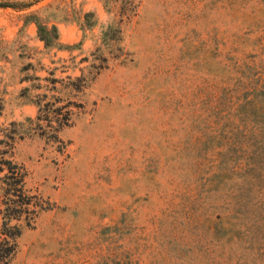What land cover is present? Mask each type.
<instances>
[{
    "label": "rangeland",
    "instance_id": "374dc122",
    "mask_svg": "<svg viewBox=\"0 0 264 264\" xmlns=\"http://www.w3.org/2000/svg\"><path fill=\"white\" fill-rule=\"evenodd\" d=\"M1 158L9 264H264V0H0Z\"/></svg>",
    "mask_w": 264,
    "mask_h": 264
},
{
    "label": "trees",
    "instance_id": "16d2710c",
    "mask_svg": "<svg viewBox=\"0 0 264 264\" xmlns=\"http://www.w3.org/2000/svg\"><path fill=\"white\" fill-rule=\"evenodd\" d=\"M92 11H84L81 16L83 19L78 21L80 27L85 25H91L95 23V19L89 21V16L92 15ZM24 20L35 23L36 31L39 39H41L45 46H65L59 40V32L57 24L53 21L48 23L46 20H42L41 16L35 11H30L24 14ZM60 102L61 99H55ZM38 106V114L36 117L39 119L44 118L47 120L49 112L55 113V120L57 125L55 131H58L65 124H68L70 118V111L66 109L67 103H57L54 106H50L49 101L41 103L39 99L34 100ZM65 108V109H64ZM44 111V113H41ZM57 133H54L56 136ZM6 169L3 175L0 176L4 182L6 197L4 200V207L2 209V222H1V239H0V264H9L10 258L16 251L17 237L21 233V227L17 222H12L11 219L19 218L23 212L34 210L33 195L30 194L24 188V173L20 171V165L13 161L11 158L0 159V170Z\"/></svg>",
    "mask_w": 264,
    "mask_h": 264
}]
</instances>
